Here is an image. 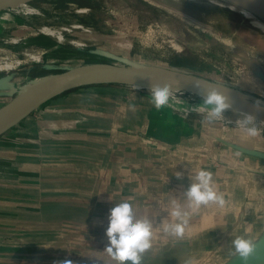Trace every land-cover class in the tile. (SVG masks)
Returning <instances> with one entry per match:
<instances>
[{"label": "rangeland", "instance_id": "rangeland-1", "mask_svg": "<svg viewBox=\"0 0 264 264\" xmlns=\"http://www.w3.org/2000/svg\"><path fill=\"white\" fill-rule=\"evenodd\" d=\"M21 4L29 5L36 14L17 15L11 11L16 6L0 11V62L14 65L12 69L0 71V77H7L14 84V93L3 97L16 95L29 78L60 74L89 64L130 69L132 63H137L184 72L264 104V3L256 0H31ZM79 24L80 29L76 28ZM43 29L54 33L48 35ZM173 44L180 49L173 48ZM29 54H40L39 60L28 57ZM101 86L120 88L127 97L134 94L140 99L143 110L151 112V123L160 125V137L176 134L175 138L193 139L195 144L189 145L193 148L191 158L199 160L213 173L215 188L227 201L222 208V212H227L222 215L231 216L230 195L237 199L233 200L236 207L246 205L242 192L245 189L235 183L237 177L229 171L236 166L238 169L252 166V174L264 173V127L257 124L261 135L248 137L239 122H232L241 118L229 111L225 119L209 123L202 103L197 102L198 97L186 92L174 93L170 106L165 107L168 115L161 117H154L155 108L148 89L136 90L125 84H86L56 97L70 93L89 95L93 87ZM38 111L40 107L29 116L36 117ZM24 121L0 134V264H59L66 258L73 264H89L90 259L94 264H115L105 251L110 211L100 217L94 215L91 202H86L90 191H98L99 200L128 201L138 219L152 220V247L143 254L142 264H225L222 259L229 252L204 250L208 248L205 244L213 241L198 235L195 228L199 215L217 211L219 206L210 204L192 209L182 203L190 186L189 177L197 170L187 167L189 156L181 160L180 155L185 152L179 150L180 143L172 146L161 139L151 144L128 140L126 147L144 152L149 149L150 155L146 152L127 155L122 161L116 152L109 157V164H104V172L101 157L88 158V171L73 175L68 173V165L77 159L67 156L61 168L67 173L53 174V169L40 168L39 149L32 146L37 143V134H23ZM55 127L50 124L52 131ZM56 142L45 143V150L50 151ZM117 143V138L112 137L109 145L106 142L104 145L112 150L118 147ZM94 145L89 149L99 152L103 147ZM62 151L66 149L61 147ZM40 158L53 161L47 154ZM85 162V159L77 161V169H82L80 163ZM177 172L182 174L180 179L176 177ZM87 178H101L105 185L91 188L85 185ZM73 184L78 185L70 188ZM174 198L187 206L189 212L181 237L170 235L160 226L162 220L165 224L174 222L172 210L166 211ZM222 222H226V227L231 224L228 218Z\"/></svg>", "mask_w": 264, "mask_h": 264}, {"label": "crops", "instance_id": "crops-1", "mask_svg": "<svg viewBox=\"0 0 264 264\" xmlns=\"http://www.w3.org/2000/svg\"><path fill=\"white\" fill-rule=\"evenodd\" d=\"M0 80H3L0 85V102H2L1 105H5L14 96H3H8L11 93H14V84L8 81L7 77H0ZM108 87H93V90L89 95L70 93L66 96L54 97L47 100L42 106H40V111L37 112L36 117L27 116L21 120H25L22 125L23 134H27L29 136L32 132L37 134V143L32 144V146H36L39 149L37 162L39 163L40 168L45 166L46 171L53 169V174L57 173V171L67 173L66 169L61 168L63 167L62 161L65 162V158L68 156L69 159H77L74 163L68 165L70 168L68 173L73 175L74 172L86 171L88 158L97 159L98 157H101V168L103 169L102 172H104V164L108 165L109 157L115 155L116 152H119V155L122 156V161H125L123 159H125V156L127 155H145V152L150 155L149 153L151 151H149V149L144 152L139 148V150L136 148L133 150L132 148L126 147V141H139L140 143L147 142L151 144L153 141L161 139V142L172 144V146L179 143L181 144L178 148L181 152H185V154L182 153L180 158L181 160H186L185 156H189L187 162V167L189 169L197 170V172L201 169L206 170V166L199 163V160L191 158L192 153L190 152H193V148L189 145L193 146L195 144L193 139L175 138L176 134L168 136L164 135V137H160V125L151 123V112L150 110L148 112L143 110V104H139L143 103L140 99L135 98L134 94L131 96L128 95L127 97L126 92H121L120 88L113 90ZM131 103L135 104L132 105ZM166 111L167 110L165 108H162L159 111L155 109L154 117L168 115V111ZM50 124H54L56 126L55 130L52 131L50 129ZM58 128H63L66 131H58ZM62 133L66 135H62ZM112 137L117 138L118 147L111 150L108 147V141ZM59 140L60 142H56ZM51 141H55L56 145L54 147H50V151L45 150V143H49ZM104 142L108 145H104ZM94 143L103 146L100 148L99 152L89 149L92 146L95 147ZM121 145L124 147L121 148ZM61 147L65 148L67 152H60ZM57 148L59 149L57 150ZM78 148L79 151H77ZM159 149L160 148H158V150ZM158 150H156V152ZM46 154L53 157L50 159L53 160L51 163L50 161L40 158L41 156H46ZM170 154L172 156L179 157V155L173 154L172 152ZM212 155L217 156V154ZM82 159H85L86 162L85 164L80 163L82 167L79 168L83 169V167H85V169H83L84 171L82 169H77L76 167V164H78L77 161L82 162ZM190 161L193 162L192 166ZM23 163L24 161H22V164ZM58 165H60V167H58ZM238 167L236 166L235 168H231L229 173L237 177L238 181L235 180V183L237 182V184H242L241 187L245 189V191L242 192L244 193V203L246 205L236 207L233 200L237 199L235 196L233 197L230 195L231 205L229 210L231 212V216L225 217L226 214H222L227 211L222 212V208L217 207V211H212L207 215L204 212L199 215L198 225L195 228L197 229L198 235L202 237H210L213 241L212 243L205 244L208 248H204V250L210 249L211 251L229 252V256L227 258H221L225 264H239L241 262L238 256L234 257L232 255L231 247V240L241 235L253 239L257 244L256 251L250 259L254 258L249 264H264V173L252 174L254 171L251 169L252 166H244L242 169H238ZM42 170L43 169H40L41 172H45V170ZM19 172L23 174L22 170ZM85 180V185L89 184V187L91 188L104 187L105 185V182H103L101 178H87ZM77 185L78 184L70 185V188L73 186L76 187ZM119 185L120 184H116L114 186ZM109 186H112V184ZM98 194V191H90L87 194L89 197L86 199V202H91L90 204L93 206L92 212L96 216L100 217V215H105L115 204L122 202V200L118 198L99 200ZM93 195H95V198L92 199ZM182 203L188 205L186 200L182 201ZM185 205L184 209L186 210L187 206L185 207ZM159 210H162V208ZM170 210H172V206L170 209L166 207L167 212ZM218 212L219 215H217ZM226 218L231 220L229 227L225 226L226 222H222V220H226ZM207 220L209 221L207 222ZM238 221H240V225H238ZM255 224H258L259 227H254ZM211 245H213V247ZM259 252L261 254H258ZM90 263L94 264V261H91L90 259Z\"/></svg>", "mask_w": 264, "mask_h": 264}, {"label": "clouds", "instance_id": "clouds-1", "mask_svg": "<svg viewBox=\"0 0 264 264\" xmlns=\"http://www.w3.org/2000/svg\"><path fill=\"white\" fill-rule=\"evenodd\" d=\"M173 88L172 84L163 86L150 84L151 103L157 111L170 106ZM202 107L207 112L209 123H212L225 119V113L231 110L232 105L223 91L213 87L202 95ZM257 107L259 109V104ZM242 116L243 119L239 121V126L247 136L254 138L261 135V129L257 126L255 118L250 114ZM181 175L179 172L176 173L178 179ZM189 179L190 186L183 195L189 208L199 209L210 204L223 208L226 205L227 201L223 193L215 188V180L211 171L201 169L195 175H190ZM178 201L177 198L172 201L170 215L174 218V222L165 224L162 220L160 226L170 235L181 237L189 221V212ZM153 233L152 220L147 217L138 219L132 204L122 201L110 209L108 227L105 231L108 240L105 251L115 261V264H142L143 254L152 247ZM231 247L232 255L238 256L242 264H248L256 251L257 244L253 239L241 235L231 240ZM59 264H73V262L66 258Z\"/></svg>", "mask_w": 264, "mask_h": 264}, {"label": "bare ground", "instance_id": "bare-ground-1", "mask_svg": "<svg viewBox=\"0 0 264 264\" xmlns=\"http://www.w3.org/2000/svg\"><path fill=\"white\" fill-rule=\"evenodd\" d=\"M256 1L264 3V0ZM262 9L264 10V5H262ZM11 11L17 15L23 16L36 14V11L33 8L29 7V5L27 4L16 5V7L12 8ZM76 28L80 29L82 27L79 24ZM43 32L48 35H52L54 33L48 29H43ZM58 39H62L60 34L58 35ZM173 48H175L176 50L180 49L177 44H173ZM39 55L29 54L27 56L38 61ZM13 66L14 65L9 62H0V71L12 69ZM161 68L162 71L160 73H151L149 72L148 68H146L144 65H140L137 63H134L130 69H119L108 65H93L70 69L65 73L59 75L51 74L49 76L31 79L29 78V80H27L18 88L16 95H14L11 100H9L5 105L0 108V132L8 126L13 125L28 111L36 107L37 104L40 101L46 99L51 94V92L60 91L72 85L85 84L90 82L115 83L120 85L125 84L127 86H130L132 89L136 90L142 88L149 90L150 84H160L161 86L165 84H172L174 85L173 94H176V92H186L192 94L198 97V103H202V95L205 91L215 87L223 91L229 97L230 103L232 105V108L231 110H229V112H232L241 118L238 121L233 119L232 122H239L243 119L242 115L250 114L255 118L256 123L259 126H261L262 128L264 127L263 103L256 102L243 93L216 84H211L193 78L192 76H187L174 71L165 70L167 68ZM258 104L259 109L257 107Z\"/></svg>", "mask_w": 264, "mask_h": 264}, {"label": "water", "instance_id": "water-1", "mask_svg": "<svg viewBox=\"0 0 264 264\" xmlns=\"http://www.w3.org/2000/svg\"><path fill=\"white\" fill-rule=\"evenodd\" d=\"M29 1L31 0H0V11L3 10V9H8V8H12L13 6H16V5H19L21 3H28ZM134 63H132L133 65ZM93 65H106V64H89V65H83V66H93ZM131 65V66H132ZM146 68H148L149 72L151 73H160L162 70V68H159L157 66H150V65H145L143 64ZM83 66H77V67H73L71 69H74V68H79V67H83ZM110 66V65H109ZM113 67V66H112ZM116 68V67H115ZM120 69V68H119ZM70 70V69H69ZM165 70H170V71H174V72H177V73H180V74H183V75H187V76H191V75H188L184 72H179V71H176V70H171V69H165ZM68 71V70H67ZM66 72V71H65ZM65 72H62L60 74H63ZM55 75H59V74H55ZM193 78H196L194 76H192ZM196 79H199V78H196ZM199 80H202V79H199ZM202 81H205V80H202ZM3 80H0V85L2 84ZM205 82H208V81H205ZM96 83H101V82H90V83H85V84H78V85H72L70 87H67L65 89H62L60 91H53L51 92V94L44 100L40 101L36 107H34L33 109H31L30 111H28L25 115H23L19 120H17L13 125L15 124H18L22 119H24L25 117L29 116V114L33 111H35L36 109H38L40 106H42L44 104V102H46L47 100H50L56 96H58V94H61V92L63 91H66L68 89H72V88H75V87H79V86H82V85H86V84H96ZM103 83V82H102ZM211 83V82H209ZM213 84H216V83H213ZM216 85H219V84H216ZM230 89V88H229ZM13 125H10V126H13ZM10 126H8L7 128H5L3 131H5L6 129H8ZM3 131L0 132L3 133ZM264 157V156H263ZM258 254H261L260 252ZM256 256V255H255ZM254 258V257H253ZM252 258V259H253ZM249 260L248 264L251 262V260ZM239 264H242V261L239 263Z\"/></svg>", "mask_w": 264, "mask_h": 264}, {"label": "trees", "instance_id": "trees-1", "mask_svg": "<svg viewBox=\"0 0 264 264\" xmlns=\"http://www.w3.org/2000/svg\"><path fill=\"white\" fill-rule=\"evenodd\" d=\"M257 18H259V17H257Z\"/></svg>", "mask_w": 264, "mask_h": 264}]
</instances>
